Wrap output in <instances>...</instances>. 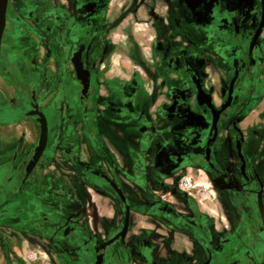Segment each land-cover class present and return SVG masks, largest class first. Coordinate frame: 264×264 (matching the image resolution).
Instances as JSON below:
<instances>
[{"label": "flooded vegetation", "instance_id": "af4514ba", "mask_svg": "<svg viewBox=\"0 0 264 264\" xmlns=\"http://www.w3.org/2000/svg\"><path fill=\"white\" fill-rule=\"evenodd\" d=\"M251 1L256 3L255 8ZM186 17L179 19L187 28L178 29L177 39L163 34L159 40L167 46L162 59L178 75L169 79L158 125H154L134 111L132 84L121 85L116 100L100 96L95 80L98 63L91 51L97 37L82 35L78 28L88 25V20L67 11L64 2L51 7L44 0H18L14 4L8 0L0 47V103L9 106L8 114L25 109L24 115L36 121L27 113L34 106L42 113V109L51 110L53 100L65 93L68 69L74 75L78 102L75 116L61 117L57 127L51 124L58 138L50 140L48 134L40 159L28 177L26 167L39 136L21 157L19 140L11 154V160L18 158V163L0 167L1 171L9 167L8 177L0 182V224L12 228V237L24 238L13 228H25L33 238L54 244V255H73V260L91 255V264L97 259V245L116 237L99 250L102 264L111 248L118 252V258L120 252L123 256L127 252L125 264H261L264 225L259 203L261 200L264 211V144L253 142L251 128L242 124L262 95L255 84L264 79L259 70L264 65V28L250 48L261 20V2L199 0ZM173 41L176 50L170 54ZM80 48L83 67L89 72L85 94L71 63ZM211 69L219 72L218 87L210 85ZM220 73L228 75L225 83ZM235 73L233 99L218 114L214 126L213 112L227 101ZM194 79L210 97L213 111L198 104ZM98 103L119 113L121 126L126 127V117L136 114L138 121L147 122L143 144L146 135L155 139L153 150L141 153L144 163L137 200L127 196L119 177L123 170L118 167L116 174L110 163L114 156L98 140L94 116ZM2 114L0 111V146L8 144L2 128L13 122L2 120ZM76 117L77 135L68 130ZM201 174L218 188V215L223 224L219 235L211 232L216 221L206 211V197L197 198L206 193V184L195 181ZM187 177H191L190 183ZM91 194L102 196L104 206L112 211L109 202L119 207L118 221L113 211L112 220L97 223L98 234L88 220L81 217L73 221V215L67 213L79 205L80 214H84ZM126 213L127 231L122 240ZM178 234L185 243H191L192 250L175 249L173 242ZM114 264L122 263L117 259Z\"/></svg>", "mask_w": 264, "mask_h": 264}, {"label": "crops", "instance_id": "0c3cea01", "mask_svg": "<svg viewBox=\"0 0 264 264\" xmlns=\"http://www.w3.org/2000/svg\"><path fill=\"white\" fill-rule=\"evenodd\" d=\"M196 1L199 0H64L67 11L74 12L82 21H89L88 25L78 26L80 33L97 37L91 51L97 58L95 80H97L100 96L108 100H116L121 85L132 84L131 101L134 111L142 114L145 120L158 125L157 117L164 101V93L168 89L169 79L176 78L178 75L167 65L168 61L162 59L163 50L167 46L159 43V40L163 39V34L175 35L177 39L178 29L187 28L183 26V22L180 25L179 19L190 16ZM175 44V41L170 44L171 47L168 49L170 54L176 50ZM260 69L263 76L264 65H261ZM70 72L68 69L67 74H70L69 78L74 80V89L77 93L74 75ZM255 85L256 91H260L262 95L258 101L254 102L252 111L247 116L250 121L253 117L258 119L261 104L264 105V79L261 77ZM51 107L52 105H49V108ZM94 116L98 140L102 141L114 156V159L110 161L112 169L119 174L118 167H121L123 173L119 177L124 191L132 200H137V196L141 195V170L144 163L141 153L144 149L152 151L155 140L146 135L145 145L143 144L142 136L145 135L143 133L147 122L138 121L136 114L132 113L126 117V127L121 126L120 114L106 109L100 103ZM247 117L243 122L245 128L249 125ZM11 121H13L12 124L2 128L3 133L1 132L4 134L3 140L9 141L8 144L0 146V167L4 165L10 167L18 163V158L15 162L11 160V154L18 148L19 140L22 141L18 155L21 157L39 136L40 130L35 119L25 116L19 119L14 118L9 122ZM76 121L77 117L72 118L68 124V130L76 132L75 135L78 130ZM54 125L57 127L58 124L54 123ZM254 126L258 128L260 124ZM9 127L13 128L11 132L8 131ZM56 131L53 132V136ZM261 162L260 159L258 163ZM7 168H1L0 182H4L8 177ZM51 169H53L52 166ZM3 176H5L4 180H2ZM201 176L205 184L207 182L206 190H208L213 183L205 179L203 174ZM198 178L195 180L197 183ZM187 180L190 183L192 179L187 177ZM214 195L216 196V193ZM204 196L206 197V193L197 198L203 200ZM87 201L89 208L87 207L84 213V219L92 224L94 232L98 234L99 226L95 223V218L92 214L86 213H95V216H98L103 202L95 194L88 196ZM207 210L214 220L216 216L213 215L212 209L207 208ZM214 211L219 214L218 209ZM136 220L139 223L140 218L137 217ZM181 238L180 234L176 235L173 242L175 249L182 250L186 247L192 250L191 243H185Z\"/></svg>", "mask_w": 264, "mask_h": 264}, {"label": "rangeland", "instance_id": "374dc122", "mask_svg": "<svg viewBox=\"0 0 264 264\" xmlns=\"http://www.w3.org/2000/svg\"><path fill=\"white\" fill-rule=\"evenodd\" d=\"M17 1L18 0H11L13 4L16 3ZM44 1H47L51 7H53V5L59 7V5L64 2V0H44ZM250 3L253 8L256 7V3L254 1H251ZM25 10H28V9H25ZM51 10L55 11V8H51ZM8 27H11V26L9 25ZM217 72L218 70H215V69H211V71H209L210 85H213L215 87H218V84H219ZM220 75H221L222 83H225L228 80V75L224 73H220ZM69 76L70 74H65V78L67 80L66 81L67 84L65 87L66 88L65 93H63V95H61L60 98L56 97L53 100L52 102L53 106L51 110L42 109L43 114L45 115L47 123H48V134H49L50 140L51 138H54V139L58 138L57 131H56V134H54L53 136L52 129L50 128L51 124L53 123L57 124V122L60 121L61 117L67 116L70 113L73 114V116L76 115L75 110L77 109L78 102H77L76 93H75L74 84H73L74 80H71ZM7 97L8 99H10L9 95H7ZM261 106L262 108L259 111L260 114L258 116V119L253 117L250 121L248 120V117H247V120L249 122V123L247 122L249 124L248 128H251L250 129L251 135H253L252 140L258 145H260V142H263L264 144V105L261 104ZM8 109H9L8 105L0 103V111L1 113H3L2 120L4 121L9 122L10 120H13L14 118L19 119V118L25 117L24 115L25 109H21V110L16 111L15 113H9V114L7 113ZM250 124L252 125L260 124V126L258 128L255 127L254 125L253 127H251ZM12 130H13L12 127L8 128V131L11 132ZM3 135L4 134H2V136ZM4 179H5V176L2 177V180ZM198 183L201 185L205 184V180L202 176L198 178ZM206 186H207V182H206ZM216 190H218V188L216 186L214 187V185H212L211 187H209L208 190H206V208L212 209L213 215L216 216L214 217V221H216L215 223L216 228L211 229V232L214 235H219V229L221 230L223 229V224L220 223L218 213L214 211L215 209H218L219 214L221 213L220 207L218 206L217 198L214 195L216 193ZM99 197L100 199H103L102 196H99ZM109 204L113 207L114 216H115L114 218H115V221L117 222L118 215H119L118 204H112L111 202H109ZM100 207L101 208H100V211L98 212V216H95V213L88 212L86 214H90V215L92 214V216L95 218L94 219L95 223H98V222L101 223L102 220L103 221L112 220V213H113L112 208L110 206L109 207L106 205L104 206V204L101 205ZM78 209H79V205L76 208H74L72 211L67 212L68 214L73 215V218H72L73 221L81 217L84 218L83 216L84 214H80ZM10 229L12 228L10 226H7L6 224H0V264H91L92 262L91 255L89 256L83 255L78 260H73L74 259V257H72L73 255L69 257H65V256H62L61 254H58L56 256L54 255V252H53V251H56V249H54L55 248L54 244L53 245L47 244L45 241L33 238L34 236L31 235V233L28 232L27 229L25 228L23 229L13 228L19 232H22V236L24 237V238H20V237L14 238L11 236L12 233ZM99 230H100V234H102L101 227L99 228ZM91 245L92 244H88V247H90ZM111 249L112 250L109 251V255L107 257L105 264H114L117 259H119L122 264H125L127 261L126 259H128L127 252L126 254H124V256L120 252L119 258H118L117 257L118 252L115 250V248L114 249L111 248ZM260 263L264 264V260H261Z\"/></svg>", "mask_w": 264, "mask_h": 264}, {"label": "water", "instance_id": "95a60500", "mask_svg": "<svg viewBox=\"0 0 264 264\" xmlns=\"http://www.w3.org/2000/svg\"><path fill=\"white\" fill-rule=\"evenodd\" d=\"M260 2H261V20H260L258 29H257V31L253 37V41L251 43L250 48L253 47L255 40L257 39V37L260 35L262 29L264 28V0H260ZM7 4H8V0H0V47H1V40H2V36H3L4 29H5V24H6ZM82 51H83V48H80L73 55L71 63L73 65V69H74L76 79L81 83V85L83 87L82 93L85 94L87 92L88 86H89V72L86 69H84V67H83V64L81 61ZM236 79H237V73H235V76L230 81L227 101L225 102V104L221 107V109L218 112H215V111L213 112L214 113V120H213L214 126L216 124L218 114L221 111H223L224 109H226L227 107H229L231 104V101L233 99V87H234V83H235ZM194 84H195V87L198 91V95H197L198 104L199 105H207L213 111V105L210 104V97L205 94L200 83L196 79H194ZM27 116H30V117L35 116L37 118L36 121L39 124V130L40 131H39L38 143H37V146L34 150V154L32 156L31 161L28 163V165L26 167V177H28L32 173L33 169L37 165V163L40 159V156H41V154H42V152L46 146L47 136H48L46 119H45V116L43 115V113L38 108V106H34V109L32 111L28 112ZM116 191H117L118 195L121 198H123L120 190L116 189ZM259 209H260V215H261L262 223L264 225V211H263V207L261 204V200L259 203ZM126 231H127V213L125 214L123 229L120 233L122 240L126 234ZM116 238L111 239L110 241H108L104 245H101V246L97 245L96 251L98 253H97V259L95 260L94 264H102L103 253H99V250H101L105 246L113 243Z\"/></svg>", "mask_w": 264, "mask_h": 264}]
</instances>
